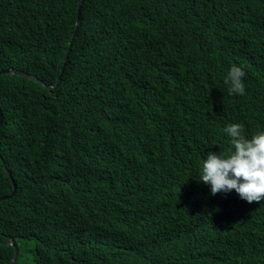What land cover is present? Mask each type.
<instances>
[{"label":"trees","instance_id":"obj_1","mask_svg":"<svg viewBox=\"0 0 264 264\" xmlns=\"http://www.w3.org/2000/svg\"><path fill=\"white\" fill-rule=\"evenodd\" d=\"M79 4L0 0V264L264 262V201L199 181L264 129V0Z\"/></svg>","mask_w":264,"mask_h":264},{"label":"clouds","instance_id":"obj_2","mask_svg":"<svg viewBox=\"0 0 264 264\" xmlns=\"http://www.w3.org/2000/svg\"><path fill=\"white\" fill-rule=\"evenodd\" d=\"M80 16L81 14L79 15L78 12V19H80ZM77 31L78 29L76 30L75 27L73 38ZM5 70L11 71L5 72ZM13 73H15V69L11 67L0 70V74ZM24 74L40 81V78L31 73ZM245 75L246 73L239 66L232 65L229 68L227 74L223 77V82L227 86L230 95L242 96L245 94V84L243 83ZM0 116L2 122L4 113L1 109ZM223 131L231 138L230 147L226 152H208L206 154V158L201 164L199 181L210 186L212 195L229 193L234 190L242 200H245L248 203H259L264 201V129L254 132L247 138L243 134V125L239 123H230L223 129ZM5 168L9 177L13 180V174L7 166H5ZM13 183L15 184L14 180ZM16 189L17 185L15 184L14 191L7 195V197H10L12 194L14 195ZM245 213L247 216L252 217L258 214V210L251 207L248 210V213ZM13 242L15 241H12V244ZM257 264H264V262Z\"/></svg>","mask_w":264,"mask_h":264},{"label":"water","instance_id":"obj_3","mask_svg":"<svg viewBox=\"0 0 264 264\" xmlns=\"http://www.w3.org/2000/svg\"><path fill=\"white\" fill-rule=\"evenodd\" d=\"M82 4H83V0L80 1V9H79V15L81 14V7H82ZM79 24H80V19H78V22H77V26H76V30L79 28ZM11 70H5V72H10ZM1 116H2V113H1ZM13 195V194H12ZM10 195V197L12 196ZM4 198H0V201L3 200ZM13 244L15 245V254H14V257H13V260L11 262V264H15L16 262V258H17V254L19 252V246L17 245L16 242H13Z\"/></svg>","mask_w":264,"mask_h":264}]
</instances>
